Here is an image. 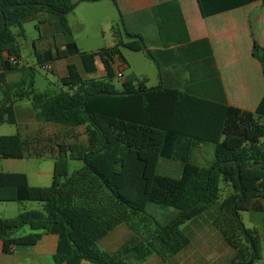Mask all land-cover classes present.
<instances>
[{"label":"trees","instance_id":"1","mask_svg":"<svg viewBox=\"0 0 264 264\" xmlns=\"http://www.w3.org/2000/svg\"><path fill=\"white\" fill-rule=\"evenodd\" d=\"M196 1L204 18L256 2L264 8V0ZM76 7L73 0H0V125H16V104L31 100L38 122L84 127L87 137L86 143L58 145L48 187L31 186L25 173L0 172V203L43 204L42 210L0 218L4 251L34 246L44 234H55L59 237L56 264H139L153 255L168 261L190 243L182 227L210 214L235 252L231 264L259 261L262 236L245 226L241 214L264 212V96L255 111H247L179 88H149L146 78L123 82L117 89L113 80L122 69L116 65L127 63L123 50L146 53L160 75L168 62L149 49L144 37L128 31L122 13L120 24L111 28V47L83 52L73 41L35 50L39 67L79 56L89 75L97 72L100 57L104 77L84 79L72 68L59 80L58 93L38 92L37 67L22 63L23 25L36 15L51 14L59 18L63 35H71L68 16ZM152 14L158 46H191L179 0H162ZM252 36V55L264 78V47ZM15 72L22 74L21 80L8 83V75ZM210 144L213 163L199 164L195 151ZM39 156L30 152L19 133L0 136L1 159ZM163 159L180 163L181 175L159 174ZM70 160L82 161L84 167L70 175ZM150 204L173 208L175 213L161 224L148 215ZM121 225L135 235L113 254L102 251L99 242ZM25 227L30 233L19 236Z\"/></svg>","mask_w":264,"mask_h":264},{"label":"crops","instance_id":"2","mask_svg":"<svg viewBox=\"0 0 264 264\" xmlns=\"http://www.w3.org/2000/svg\"><path fill=\"white\" fill-rule=\"evenodd\" d=\"M161 1L162 0H73L75 3L81 2L92 4L109 2V4L117 7L118 12L122 13L125 20L127 19L131 33L143 36L142 31L147 33L150 31L148 34L150 42L149 49L154 51L160 58L164 57L166 61H168L167 65L162 69L161 75L160 70L157 67L158 85L156 87L163 85L170 88H179L190 92L198 98L206 99L217 104L225 103L229 106L243 110L255 111L264 96V78L262 69L259 62L252 55V33H254V37L258 40L259 44L264 47V10L261 3L256 2L235 10L204 18L201 15L196 0V3L194 0H179L192 44L191 46H176L164 49L158 46L159 37L157 25L152 14L153 7L157 6ZM254 6L262 8L260 9L259 14H254V10H252ZM42 15H46L47 17L40 20ZM50 15L51 14H39L32 19H38L45 24L49 21L48 17H50ZM55 17L56 22L53 24L54 26H52L47 42L45 44L40 43L38 48L35 43L33 44L34 55L35 50L45 51L54 48L56 44L73 42L72 40H69V37L72 34L67 36L63 35L59 24V18L57 16ZM253 24L257 25V29L253 27ZM196 43L199 44L196 45ZM76 57L79 58L80 63L74 62ZM149 59L151 58L149 57ZM96 65L97 72L99 71L100 75L104 77L106 72L100 57H97ZM49 67L51 72L58 77V80L69 76L72 72V68H75L82 78H92L91 75L85 71L79 56L55 61L50 63ZM130 67L131 66L128 62L116 65L117 70L120 68L122 69L123 76L125 71L130 69ZM136 77H138V75L133 73L132 76L125 77L123 82L137 81L146 78L148 79L147 86L149 88H155L149 86L150 80L147 76H140L139 79H136ZM21 78L22 74L15 72L8 75L7 81L8 83H16L20 81ZM47 91L51 94H56L54 91ZM25 101L29 103L26 105ZM30 103H32L31 100H24L16 104L14 110L16 125H19L22 130V134H20L21 137L29 143L30 152H35L41 155L30 159L53 161L52 163H49L47 167V173L49 172L48 175L50 177L51 170L54 173L55 159L58 156V145L67 144V138L70 141L68 144L77 141L86 143L87 137L85 135V129L84 127L71 128L58 124L40 123L37 121L36 111L34 107H31ZM78 129H83L82 136L77 134ZM51 138L56 140L60 139L55 142L56 149H54L53 143L51 144V142L45 145L40 144V141L46 140L49 142ZM61 140H64L65 142H62ZM262 141L264 143V139ZM204 146L205 145H201L198 149H202ZM3 160L5 159L0 158V172L25 173L16 169L6 170L4 168V163H2ZM25 174L27 175L31 186L40 187L31 184L28 174ZM41 178H43V176ZM42 180L46 181V176ZM2 204L20 205L17 209L16 207L14 209V207ZM29 206L31 205H27L26 202H5L0 203V210H2V213L13 210V213L20 214L25 211H31ZM245 213L248 216L246 223L249 225H254L259 221H262L264 225V216L262 218L256 215L264 212ZM125 226L126 225H121L117 227L103 238L99 242V244H103V247L100 249L109 254H113L131 237H133V232L127 226V229H121ZM253 228H256L262 236L263 247L264 232L260 231L257 227ZM29 233L30 230L24 231L23 233H19V236H24ZM58 243L59 237L57 235L44 234L36 245L16 247L11 253H6L4 251L3 242L0 241V264H56L54 256L57 253ZM224 243L228 246L230 253L232 252L231 256L227 259V263L231 264L235 252L225 241ZM199 251H201L199 250V245L191 244L190 239V243L186 248L170 260L164 261L157 255H153L141 264H198L197 262L201 258L206 259L207 256V254H204L202 255L203 257H201ZM84 264L91 263L85 262Z\"/></svg>","mask_w":264,"mask_h":264},{"label":"rangeland","instance_id":"3","mask_svg":"<svg viewBox=\"0 0 264 264\" xmlns=\"http://www.w3.org/2000/svg\"><path fill=\"white\" fill-rule=\"evenodd\" d=\"M258 7L259 6H254V8H252V10H254V14L260 13V9L262 8ZM46 17V15H42L40 20L45 19ZM68 19L72 29V35L69 37V40L76 42L81 51L90 52L102 48H107L113 45V35L111 28L115 24H120V13L118 12L117 7L113 6L112 4H109V2H104L102 4L78 2L76 9L73 13L68 16ZM40 20L32 19L25 22L23 25L24 31L26 33V40L21 41L23 59L22 61L24 65H33L37 67L36 89L38 90V92H46L47 90H51L57 93L61 90V85L59 83L58 77L53 72H51V70L48 71L45 70L43 67L37 66V60L34 55L33 46V44L35 43L38 48L40 43L45 44L47 42V40L49 39L48 37L50 36L52 26H54L53 24L56 22V17L54 15H50V17H48L49 21H47V23L45 24L40 23ZM124 22L128 31L131 32L129 29V23H127V19L125 20L124 18ZM253 27L257 29V25L253 24ZM13 31L16 33L18 32V29H13ZM142 32L143 36H141L144 37L147 42V45L149 46L150 42L148 34L150 31H148V33L145 31ZM123 55L126 61L131 66L130 69L125 71V77L132 76L133 73H136L138 75L136 79H139L140 76H147V78H149L150 80V87H156L158 85L157 66L151 59H149L147 54L123 50ZM74 62L80 63L79 58L76 57L74 59ZM91 77L96 79L102 78L99 71L91 75ZM124 78L120 79L116 77L113 80V84L116 86L117 89L120 90L122 88ZM25 103L27 105V103L29 102L25 101ZM30 104L31 107H33L32 103ZM17 133L22 134V130L19 125H0V136H10L15 135ZM77 134H79V136H82L83 129H78ZM57 140L59 141L60 139ZM57 140L51 138L49 142L46 140L40 141V144L45 145L51 142V144L53 143L54 149H56L55 142ZM62 142L65 141L63 140ZM68 143H70V141L67 138V144ZM194 160L204 166H210L214 161V145H205L204 148L196 150L194 154ZM52 162V160L40 161L38 159H30L27 157L23 160H3L2 163H4V168L6 170L16 169L21 172L27 173L30 178L31 184L38 185L40 187H48L52 184L53 171L51 170V176L49 177V172L47 173V167L49 163ZM83 167L84 162L70 160L69 174L71 175L72 173L82 169ZM158 173L161 175L179 177L181 175V164L178 162L163 159L160 161ZM42 176L43 178H41ZM45 176L46 181L42 180ZM48 177L49 179L47 180ZM26 204L31 205L29 206L30 210L43 209L42 203L26 202ZM2 205H9V207H14V209L16 207L17 209L20 204ZM147 213L149 216H152L157 219L161 224H166L170 221V218L175 213V210L169 207L150 204L147 208ZM15 214L16 213H13V210H9V212L6 213H2V210H0V218H14L18 215ZM256 215L258 217L263 218L264 213H258ZM209 217H211L210 214H205L196 222L187 224L188 226L184 225L182 229L188 236H190L191 244L199 245V250H201L199 251V255L203 257L202 255L207 254L208 256H206V259L201 258L197 262L198 264H228L227 259L231 256L232 252L230 253L229 248L224 243L221 234L213 225V220ZM247 218V214L243 213L242 219L246 227H257L260 231L264 232V225L262 221H259L254 225H249L248 223H246ZM137 223L139 225H142L139 220H137ZM127 227L131 230L129 226ZM127 227L125 226L121 229H127ZM24 231H29V228H23L20 233H23ZM131 231L135 235V232L133 230ZM98 246L99 248H102L103 244H99ZM261 257L262 259L260 261H257L255 264H264V246L261 247Z\"/></svg>","mask_w":264,"mask_h":264},{"label":"built area","instance_id":"4","mask_svg":"<svg viewBox=\"0 0 264 264\" xmlns=\"http://www.w3.org/2000/svg\"><path fill=\"white\" fill-rule=\"evenodd\" d=\"M12 61L15 62V60H12ZM44 69H45V70H48V71L51 70L50 67H49V65H46V66L44 67ZM117 77L120 78V79H123V77H124V76H123V73H122L121 71H118V72H117Z\"/></svg>","mask_w":264,"mask_h":264},{"label":"water","instance_id":"5","mask_svg":"<svg viewBox=\"0 0 264 264\" xmlns=\"http://www.w3.org/2000/svg\"><path fill=\"white\" fill-rule=\"evenodd\" d=\"M14 5H9L8 7H13ZM248 264H253L252 261H250Z\"/></svg>","mask_w":264,"mask_h":264}]
</instances>
